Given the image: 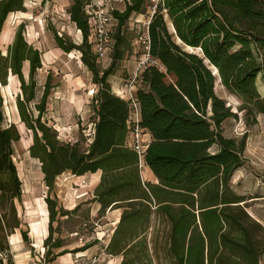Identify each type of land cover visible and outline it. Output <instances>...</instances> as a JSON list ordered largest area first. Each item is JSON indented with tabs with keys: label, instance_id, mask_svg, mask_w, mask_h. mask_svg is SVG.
Returning <instances> with one entry per match:
<instances>
[{
	"label": "trees",
	"instance_id": "trees-1",
	"mask_svg": "<svg viewBox=\"0 0 264 264\" xmlns=\"http://www.w3.org/2000/svg\"><path fill=\"white\" fill-rule=\"evenodd\" d=\"M90 1L73 0L68 10L82 33L81 43L58 31L54 39L65 53H80L79 61L97 86L91 100L95 124L91 144L61 140L45 120L55 86L49 73L40 93L36 77L43 68L42 53L26 39L24 23L7 52L0 51V82L7 86L10 77L19 80L16 109L21 124L31 132L29 154L39 161L48 188L45 263L96 244L65 249L61 218L80 206L72 211L60 206L52 196L57 179L64 173L78 177L102 171L93 201L101 204L99 215L110 207L123 209L106 248L110 255L123 256L121 264H154L147 237L156 216L168 222L163 246L169 264H261L264 228L247 213L242 204L246 199L233 191L231 182L243 165L248 135L239 141L223 135L224 123L237 113L217 94L216 74L229 94L242 101L241 111L264 116V99L257 87L259 76L264 78V35L257 31L264 27V0H130L123 10L112 12L117 24L112 62L105 69L90 40L85 14ZM25 2L0 0V34L11 13L25 12ZM136 14L150 15L147 32L154 63L138 80L136 100L139 122L152 138L144 160L158 179L156 185L143 183L139 155L127 145L132 102L115 95L109 82L133 52L126 25ZM21 138L19 126L7 123L0 95L1 264L2 257L12 264L11 235L20 231L24 241L30 240L19 214L24 189L14 158Z\"/></svg>",
	"mask_w": 264,
	"mask_h": 264
},
{
	"label": "rangeland",
	"instance_id": "rangeland-1",
	"mask_svg": "<svg viewBox=\"0 0 264 264\" xmlns=\"http://www.w3.org/2000/svg\"><path fill=\"white\" fill-rule=\"evenodd\" d=\"M90 2L100 3L99 0ZM72 4L73 0H26L24 13H14L9 16L0 36V50L7 51V47L16 34L17 27L24 23L26 39L42 53L43 68L38 71L36 77L40 93L49 73L52 75L55 86L51 91L45 120L56 128L61 140L74 143L76 140L88 139L92 121L90 105L96 94L97 86L92 82V73L79 61L80 53L77 51L70 54L65 53L54 40V32L58 31L72 42L81 43L82 33L68 14ZM114 7L116 10H123L125 5L119 4ZM149 20L150 15L136 14L126 25L128 35L132 40L133 52L124 57L120 69L115 73L119 78L116 81L121 84H129L133 81L137 64L145 52L144 47L137 43L136 39L139 35L147 32ZM113 29L116 30L115 26ZM257 31L259 35H264L262 25L258 27ZM187 50L199 53V51L190 48ZM99 61L101 68L105 69L112 62L111 55ZM28 71L29 66L27 65L26 76ZM216 75L217 94L224 99L234 113H237L236 118L224 123L223 135L238 141L243 138L244 134L248 135L243 154V165L234 172L231 180L232 188L236 194L246 199L242 204H244L247 213L264 228V116L241 111L242 101L237 96L229 94L221 85L219 75ZM109 80L113 81L114 79L110 77ZM19 92V81L14 78L8 87L0 88L7 123H16L22 134L21 140L14 147V158L24 189L23 206L20 205V211L26 223L33 225V222L40 221V216L43 218V214L47 215V210L44 208L46 204L43 200L47 196L48 188L44 184L39 161L29 154V147L32 144L31 132L21 124L15 106L16 96ZM259 92L264 99V87H259ZM55 188L52 196L56 197L58 203L64 205L66 209L73 210L76 205L82 204L77 212L61 218L60 235L66 243L70 244L67 248L80 247L84 243L96 241L95 246L85 252L82 257L83 261L106 264L109 256L105 246L112 238L116 213H112L110 218H103L96 212L97 204L91 202L95 187L91 185L88 177L77 178L70 173H65L57 179ZM71 197L79 199L74 204L69 201ZM168 230V222L164 217L153 218L148 231L147 245L151 250L154 264H169L165 262L167 252L163 246ZM32 242L36 243L33 253L21 254L18 251L14 253L18 257L23 256L19 258V264H44L39 254L44 246L43 243H39L35 236H32ZM13 243L16 244V240H13ZM21 245L20 251H25L26 244L21 243ZM15 249H18L17 245H15ZM260 260L261 264H264V253Z\"/></svg>",
	"mask_w": 264,
	"mask_h": 264
},
{
	"label": "crops",
	"instance_id": "crops-1",
	"mask_svg": "<svg viewBox=\"0 0 264 264\" xmlns=\"http://www.w3.org/2000/svg\"><path fill=\"white\" fill-rule=\"evenodd\" d=\"M17 13H24V12H17ZM11 14H14V13H11ZM10 14V15H11ZM10 18V17H9ZM8 18V19H9ZM7 22V21H6ZM6 24V23H5ZM23 24V23H21ZM5 26V25H4ZM4 28V27H3ZM18 28V27H17ZM17 30V29H16ZM3 31V30H2ZM16 32V31H15ZM81 32V31H80ZM2 35V32L0 34V36ZM15 37V35H14ZM14 40V38H13ZM12 40V42H13ZM55 40V39H54ZM11 42V43H12ZM10 43V45H11ZM56 43V42H55ZM31 44V43H30ZM33 45V44H32ZM8 49V48H7ZM62 50V49H61ZM2 51V50H0ZM63 51V50H62ZM3 53H6L4 51H2ZM27 65L29 66V64L27 63L24 67V74H25V70L27 69ZM88 69V68H87ZM29 72V71H28ZM28 76V75H27ZM26 74H25V77L27 78ZM111 77H113V81L109 80L110 84H111V87H112V92L117 95L118 97L120 98H124L126 100H131L133 97L136 98V93H137V88H138V84H137V87L134 89V91L130 92L128 89L125 88V84H121V82H117L116 80H118L119 78H117V76L114 74V75H111ZM11 80L12 78L16 79V77H10ZM10 78H9V82L8 84H10ZM18 80V79H17ZM47 80V79H46ZM19 81V80H18ZM221 81V80H220ZM46 82V81H45ZM119 83V84H118ZM5 87H8L7 86H2L1 82H0V88H5ZM257 87H264V78L260 75L258 80H257ZM15 106H16V100H15ZM90 108H91V105H90ZM17 110V109H16ZM91 117L94 115V110L93 108H91ZM19 115V114H18ZM137 118L139 119L140 121V110H138V112L134 113V119ZM20 120V118H19ZM93 121L94 119L92 118V121H91V130H90V134L88 135V139L87 140V144H91L92 143V139H93V136H94V131H95V124H93ZM143 138H144V141L146 143V145L148 146L151 142H152V138H151V135L148 131H145L144 130V133H143ZM132 138L130 136V132L127 136V145L129 146V143L131 142ZM78 141V140H76ZM33 142V141H32ZM71 142V141H70ZM130 148V147H129ZM146 155V154H145ZM145 156L141 159L140 158V166L139 168L141 169V178H142V181L143 183H151V184H154L156 185L158 183V179L157 177L154 175L153 171L151 169H149L148 166H146L145 164ZM65 174V173H64ZM71 174V173H70ZM102 171H99L97 173H93V174H86V175H82V176H78L77 178H80V177H88L91 185L93 187H95V191L93 193V198L91 200V202H93L92 204H97V209H96V212L99 214V211L101 209V204L97 201H93L94 200V197H95V193H96V189L99 187L100 183H101V179H102ZM63 175V174H62ZM72 175V174H71ZM44 176V175H43ZM74 176V175H73ZM61 177V176H60ZM59 177V178H60ZM76 177V176H74ZM45 184V183H44ZM56 186V185H55ZM47 187V186H46ZM48 194V193H47ZM47 197V196H46ZM45 197V198H46ZM45 198L43 200V202L45 203ZM79 199V198H78ZM76 199V197H71V199H69V201L71 203H74L78 200ZM58 200V199H57ZM23 202V200H22ZM46 204V203H45ZM60 204V203H59ZM82 204H78L76 205L75 209L78 208V206L81 207ZM60 206L64 207L66 209V207L62 204H60ZM21 208V206H19ZM20 208H19V214H20V218L21 220H23V227L25 230H28V236H29V242H26L24 241V238L23 236L21 235L20 231H17V233L11 235V237H9V245H10V252H11V255H12V264H19L18 260L19 258L23 257V256H16V254L14 253H17L20 252L21 254L22 253H33V250L34 248H36V243L32 242V236H35L36 240H39V243H43L44 245V242L45 240L48 238V234H49V224H50V219H49V211H48V205L46 204L44 206V208H46L47 210V215L46 214H43V218H41L40 216V221L38 222H33L32 224L33 225H29L26 223V221L23 219V214L21 213L20 211ZM66 210H69V209H66ZM74 210V209H73ZM69 211H72V210H69ZM123 212V209H116V208H112L110 207V209H107L105 213L102 214L103 218H110L109 216L112 215V213H116V219H115V222H114V225L116 226V224L119 222L120 220V216ZM64 217H68V216H64ZM56 224V223H55ZM29 225V226H28ZM56 226V225H55ZM32 228H34L32 230ZM115 229V227H114ZM113 229V230H114ZM32 230V231H31ZM113 232V231H112ZM33 234V235H32ZM13 240H16V244L13 243ZM110 242H111V239H110ZM109 242V244H110ZM21 243H25L26 244V250L25 251H20L21 248H22V245ZM88 243V242H87ZM92 243V242H91ZM96 243V242H95ZM107 244L105 246V249L107 248V246L109 245ZM15 245L18 246V249H15ZM70 245V244H68ZM65 246V249L67 250H73V249H76V248H80V247H72V248H67L69 246ZM92 248V247H91ZM90 250V249H89ZM107 250V249H106ZM88 251V250H87ZM85 252L86 251H81L80 253L78 254H74V253H66L64 254L63 256H58L56 257V259H54L53 261L49 262V263H45V254H46V249H45V246H43L42 250H40L39 254L41 255L42 257V260L44 262V264H75V258L77 257H80V255L82 254V256L85 255ZM84 253V254H83ZM108 254V253H107ZM75 255V256H74ZM109 256V260H107L106 264H121L122 263V260H123V256L121 255H110L108 254ZM28 257V256H26ZM3 258V264H7V262L5 261V258ZM17 258V259H16ZM40 260V258H39ZM0 261H1V257H0ZM1 264V263H0Z\"/></svg>",
	"mask_w": 264,
	"mask_h": 264
},
{
	"label": "built area",
	"instance_id": "built-area-1",
	"mask_svg": "<svg viewBox=\"0 0 264 264\" xmlns=\"http://www.w3.org/2000/svg\"><path fill=\"white\" fill-rule=\"evenodd\" d=\"M130 0H99L100 3H88L85 6V14L88 16L89 28L91 30L90 40L94 45V51L98 55L99 60L105 59V57L110 56L113 48V34L114 26L116 27L117 21L113 16V11H115V5L119 4L125 5ZM113 43H112V42ZM136 42L141 44L145 52L142 55L140 62H138L136 71L134 73L133 81L129 84H125V88L130 92L134 91L136 88L137 82L141 77L142 72L147 69L149 65L154 63V60L150 55V44H149V35L148 32L139 35L136 39ZM136 83V84H135ZM132 106L134 107V112L130 120V136L132 138L129 143V147L133 149L138 155L139 158L145 156L147 145L143 138L144 129L142 128L139 119H134V113L138 112L139 107L135 97L131 99ZM83 256L75 258V264H95L87 263L83 261Z\"/></svg>",
	"mask_w": 264,
	"mask_h": 264
},
{
	"label": "bare ground",
	"instance_id": "bare-ground-1",
	"mask_svg": "<svg viewBox=\"0 0 264 264\" xmlns=\"http://www.w3.org/2000/svg\"><path fill=\"white\" fill-rule=\"evenodd\" d=\"M82 256V255H81Z\"/></svg>",
	"mask_w": 264,
	"mask_h": 264
}]
</instances>
